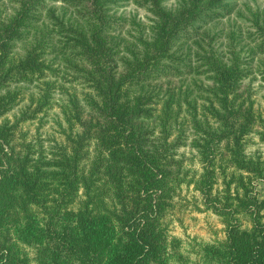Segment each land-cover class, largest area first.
I'll return each instance as SVG.
<instances>
[{
  "label": "trees",
  "instance_id": "obj_1",
  "mask_svg": "<svg viewBox=\"0 0 264 264\" xmlns=\"http://www.w3.org/2000/svg\"><path fill=\"white\" fill-rule=\"evenodd\" d=\"M64 1L82 26L65 25L45 0H17L0 16V264H264V152L252 146L255 136L264 144V116L237 57L210 48L201 71L179 53L198 24L232 13L228 0H185L175 11L143 0L155 21L132 46L114 35L123 26L112 0ZM54 53L77 75L72 89L48 77ZM208 69L214 99L200 113L186 81ZM55 89L65 96L58 135L45 137ZM194 213L212 236L186 233Z\"/></svg>",
  "mask_w": 264,
  "mask_h": 264
},
{
  "label": "rangeland",
  "instance_id": "obj_2",
  "mask_svg": "<svg viewBox=\"0 0 264 264\" xmlns=\"http://www.w3.org/2000/svg\"><path fill=\"white\" fill-rule=\"evenodd\" d=\"M110 4V12L114 17V20L123 26V30L120 32L116 29L114 35L121 41V46L137 43V39L142 35L143 37L151 36V27L155 21V17L143 4V0H112ZM185 0H164L163 6L167 10L175 11L184 3ZM47 8L54 11V14L61 19L65 25L68 26H82L83 23L78 18L75 9L71 8L64 0H45ZM231 8H233L230 15L224 16L222 19L215 20L213 22L203 25L198 24L200 27L199 33L191 34L190 39H183L179 43V53L190 56L195 65L203 66L200 70H206L207 61L205 57L208 55V50L213 48L215 54L228 62L234 57H237L241 63V67L244 70L245 78L242 86L246 90L250 91L253 95L256 110L264 116V51L260 52L257 49L258 41H254L257 33L256 16L263 18L262 21L257 20L259 23H263L264 20V0H228ZM142 5V6H141ZM18 8L17 0H0V16L7 18L11 16ZM42 23L49 29L55 28L54 21L50 20L46 14H43ZM39 28H43V25H37ZM254 37V38H253ZM61 36H56L53 46L57 47L58 40ZM123 49V48H122ZM23 50H19L22 52ZM123 51V50H121ZM50 63L52 72L58 71L60 73L58 79H54L51 73H48V77L53 82L64 86L66 89H72L76 86L75 72L71 71L69 62L65 61L64 57H59L57 54L50 55ZM202 78L189 77L186 81V85L189 87V91L192 92L191 98L195 99L196 106L200 113H204L203 108H206L211 102L213 97L210 95L212 89L211 76L209 71L204 73ZM49 80V82L51 81ZM78 86V85H77ZM43 87V86H40ZM203 87L204 89L200 88ZM44 88V87H43ZM80 88V87H78ZM27 96H34L38 98L39 90L35 86L25 88ZM163 96V93L160 94ZM52 107L49 109V116L45 119V124L41 131L45 137L57 136V115L60 114V105L63 104L65 96L62 95L59 89H55L53 93ZM164 98V97H163ZM191 101V100H190ZM27 98L25 103H29ZM161 102L162 101H158ZM160 104V105H161ZM11 116V115H10ZM39 123L33 122L29 126L31 134L36 132V127ZM256 145H252L253 148L258 146L262 148L264 152V144L260 142L258 136L254 137ZM260 144V145H259ZM182 152L191 158L192 152L189 148L182 149ZM256 192L260 200H264V183L259 181L256 185ZM218 219L213 216L209 218L216 228H220ZM185 224L187 225L186 233L191 235H198L205 238V236H212V228L206 223V217L204 214L194 213L192 216L188 215ZM174 234L185 236V229L178 223H175Z\"/></svg>",
  "mask_w": 264,
  "mask_h": 264
}]
</instances>
